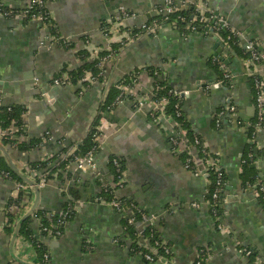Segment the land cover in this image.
<instances>
[{
  "label": "crops",
  "instance_id": "crops-1",
  "mask_svg": "<svg viewBox=\"0 0 264 264\" xmlns=\"http://www.w3.org/2000/svg\"><path fill=\"white\" fill-rule=\"evenodd\" d=\"M46 1L55 30L72 41L70 46L47 43L51 31L40 20L0 14V106L25 107L24 139L49 134L40 146L25 152L0 143L20 171L32 162L61 153L65 144L84 140L111 86L136 68L148 66L159 70L158 80L183 93L181 104L188 123L216 156L228 182L222 193L224 214L219 220L205 199L209 187L206 176L195 174L185 166L182 156L172 152L168 139L172 118L160 116L154 122L150 115L154 107L138 106L137 99H126L103 115L105 127L96 154L97 167L79 170L70 166L69 174L65 169L62 177H52L40 186L37 206L25 218H30V228L48 246L50 264H161L132 253L134 246L124 223L130 213L97 200L103 184L116 181L109 164L112 157L119 158L124 167V185L116 190V196L132 200L157 216L156 233L171 248L169 264H194L203 247L210 253L208 264H264V205L254 186L245 185L243 173L244 159L253 145L255 156L250 167L258 175V182L264 184V128L250 138L255 94L253 67L244 46L254 42L258 50L264 49V0H206L240 33L236 47L201 32L184 36L173 24H164L155 35L133 38L131 32L155 17L157 6L166 0ZM177 1L191 4L196 0ZM6 3L23 9L27 0ZM121 7L138 16L120 22L121 30L108 41L103 27L114 23ZM113 43L122 45L118 55L103 64V81L93 80L87 72L89 85L53 84L57 77L84 64L80 52L95 56L94 49L104 50ZM225 73L231 75V85L220 81L214 85ZM138 79L141 87L137 92L151 94L154 77L143 71ZM229 103L236 106L237 118L217 127L214 115ZM0 152L9 166L8 158ZM17 184L14 179L0 176V264H40L37 249L24 235L18 232L12 243L16 225L35 203L32 189L28 207L20 212L14 229L10 231L6 225L11 200L18 196ZM72 187L80 190L74 218L62 236L43 234L41 220L33 214L37 209L48 215L62 213ZM194 201L198 207L191 205ZM11 212L17 213L16 207ZM219 222L222 228H218ZM86 243L92 250L84 249ZM242 247L253 249L255 259L248 257Z\"/></svg>",
  "mask_w": 264,
  "mask_h": 264
},
{
  "label": "built area",
  "instance_id": "built-area-1",
  "mask_svg": "<svg viewBox=\"0 0 264 264\" xmlns=\"http://www.w3.org/2000/svg\"><path fill=\"white\" fill-rule=\"evenodd\" d=\"M185 1H177V0H166L164 4L157 6V15L156 16H162V20L158 18H153L152 20H146L142 22L139 25V28L135 29L131 32L133 35V38L135 36H139L142 34H150L155 35L157 34L162 26L164 24H173V19L171 18V13L175 11H180L185 6ZM0 14L6 17H12L15 15H22L30 20H40L46 27L50 28V35L48 36L47 43H57L63 46H67L72 41L66 37H64L62 34L57 32V30L54 31V23H53V17L51 13L49 12L47 8V1L46 0H27V4L23 9H16L14 7H10L6 0H0ZM138 14L135 11L127 10L124 7H121L119 9V15L114 21V23L109 24L108 27H103V33L105 35L106 40L109 41V39L114 35V32L121 30V26H119L120 22H122L124 19L129 18H137ZM155 16V17H156ZM175 20L182 22V34L184 36H187L185 34V31L190 32H200L199 26L200 24L204 25V32H201L206 35L213 34L214 36L219 37V32L226 30L229 31L228 39H230L232 36H237L240 41V33L235 30L229 22L226 20V18L217 13L213 8H211L206 0H196L192 3V13L189 17L178 14V16L175 18ZM123 44L124 41L122 40ZM128 42V40H125V44ZM45 43V42H44ZM106 50L110 51L108 54L100 56L99 57V65L103 69V64L113 56H115L112 52L111 44L106 45ZM246 51L249 53L248 57L250 58V61L252 63V75L254 76V90H255V116L256 119L254 121V132H253V138L255 137V134L258 130L264 128V49L262 51L258 50L256 44L254 42H246L244 44ZM101 49L96 48L93 50V55H99ZM143 70L141 72H138L137 76L133 79V82L131 84L128 83H122L121 84V94L117 98V104L122 103L124 100L122 96L124 95H131L132 99H137L136 104L138 106L148 105L153 110L150 112V115L154 122H157L160 118V116H168L169 118H172L173 127L171 128L170 132H168V139L172 148V152L179 156V154L186 152V161L184 162L185 166L193 171L195 174H202L206 176V179L208 183L210 182L209 179V172L211 170L216 171L217 173V179H216V185L217 187L214 189V191L211 194V198L215 201L218 199L220 192L222 191V187L224 186V180H223V174L222 169L219 165V161L216 157H210L208 154V148L203 145L201 140L198 137H195L193 140V145L191 146L188 144V139L186 136V130H184L176 121L175 119L167 114L166 112V106L169 103V98L166 96L163 97H155L156 91L158 90L157 86L153 85V91L149 95H142L140 91L137 92L138 86L141 87L139 83V74L143 71H146L147 69L145 67H139ZM104 72V71H103ZM259 74V75H258ZM226 78L231 79V75L229 73L225 74ZM93 80H96L94 77H92ZM70 78L68 75H64L62 77H57L54 79L53 84L59 85V84H70ZM219 81L214 83V85H218ZM169 92L176 93V95L182 96V92L177 91L175 88L169 89ZM139 94V95H138ZM141 95V96H140ZM137 96H140L137 98ZM176 110V116H179L181 111L183 110L182 107L179 106V104L175 105ZM238 110L234 104H227L225 106H222L219 108V110L215 113L214 119L216 126H221L224 122H230L237 118ZM104 119H101L99 125L95 127V129L92 131V141L95 143L93 148L89 150L87 153L83 155H73V160H71L66 168L70 169L69 167L72 166L75 169L79 170H87L88 168L95 169L97 167L96 162V154L97 148H100V144L103 137V131L105 127ZM161 126V125H160ZM19 127H12L8 130L0 131L1 135L5 134H12L13 132L19 130ZM23 131L25 128L22 129ZM0 135V136H1ZM49 134H45L43 137V140L48 139ZM73 152V148L70 149V153ZM197 153L202 154V158H198ZM114 165H116L119 168V158L114 157L113 159ZM195 164V165H194ZM200 164L202 166H200ZM195 166V167H194ZM122 172V171H121ZM5 175H8V173H4L0 171V176L5 177ZM17 190L21 187H25V185L17 182ZM45 182L42 181L38 185L41 186ZM124 183V180L122 178V173L119 176V179L115 181L113 184H103L102 188H108V186H120L122 187ZM259 189L256 190V194L259 195V190H264V185L259 181L258 182ZM207 192L205 194V199L210 203V207L214 208L216 205L214 202H211L210 199L207 198ZM98 201H104L102 199V196H98ZM110 203L112 206L116 208V210L120 212H128L130 213L129 222L134 223L135 216L133 215L134 210L138 209L139 215H140V221L137 224V235L140 237L139 246L144 248H150L149 251H138L137 253L141 254L143 258H145L148 262H160L161 264H169V259L171 258V248L167 245V243L163 240H155L154 245L150 246L148 244L149 238L151 239L154 237L155 232V222L157 220V216L154 214H149L147 211H142L140 207L137 205L136 202L131 201L126 202L122 200L119 197H116V199H112L111 201H105ZM193 207H198L199 203L194 201L191 203ZM75 209H77V206L75 205ZM47 214V213H46ZM66 213H60L56 216L59 218L54 221L52 219V216L55 215H46L49 219V225L44 227V230L48 232V235L51 237H57L56 235H51L53 233V228H56V224H60L63 222V219L66 217ZM216 219L221 218V216L215 215ZM141 225V226H140ZM223 224L221 222L218 223V228H222ZM148 232V233H147ZM57 235H60V231H56ZM157 248H160L163 251V254L157 253ZM208 252L207 248L203 247L198 250L196 259L194 261V264H208V260L210 258V255L205 253ZM243 252L246 255H249L251 253L248 249H243ZM157 253V254H155ZM157 257V259H156ZM51 257L50 253H45L44 258L42 261H40V264H50Z\"/></svg>",
  "mask_w": 264,
  "mask_h": 264
},
{
  "label": "trees",
  "instance_id": "trees-1",
  "mask_svg": "<svg viewBox=\"0 0 264 264\" xmlns=\"http://www.w3.org/2000/svg\"><path fill=\"white\" fill-rule=\"evenodd\" d=\"M192 13V3H186L185 6L183 7L182 10L180 11H175L173 13H171V18L173 19V25H175L179 30H182V22L175 20V18L178 16V14L184 15L189 17ZM153 18H158L160 20H162V16H156ZM153 18L149 19L152 20ZM109 24L106 23L104 25V27H108ZM199 31L200 32H204V28L205 26L200 24L199 26ZM55 31V28H54ZM190 33V31H185V34L188 35ZM219 34V38L224 42V44L228 47H236V45L239 44V38L237 36H232L230 39H228V35H229V31L223 30L221 32L218 33ZM123 44V42H121ZM119 43H113V45L111 44V48L113 49L112 52L114 55H118L119 50H120V45ZM71 43L69 45H67L66 47L70 46ZM113 46V47H112ZM122 47V46H121ZM110 51L104 49L101 50L99 55H95L92 56V54L90 52H80L82 56V58L85 60L84 64L78 69V70H73L70 71L69 74H67L70 78V82L71 83H78L81 82L84 85H89V80L86 78V74L87 72L91 73V76L94 77L97 81H103L104 78V72L102 67L99 65V57L108 54ZM247 54L249 55V53L247 52ZM145 68L147 69L146 71L151 74V76L154 77V84L157 86L158 90L156 91V95L155 97H163L166 96L169 98V103L166 106V112L167 114H169L170 116H172L175 121L184 129L186 130V136L188 139V144H190L191 146L193 145V140L195 137H198L201 142L203 143L202 139L200 138V136L196 133V131L191 127L190 123H188L187 120V116L184 112V110L181 111L179 116H176V110H175V105L179 104L180 107H182L181 101L182 98L179 95H176V93H170L169 89H172L173 87L170 86L166 81H162V80H158L157 76L159 73V70H156L155 68H150L148 66H145ZM143 69L142 68H136L134 71H132V73H129L126 77H124L120 82H118L116 85H112L110 90L108 91L107 96L105 97L102 105L100 106V114L98 115L97 119L95 120V122L93 123L87 137L82 140L81 142H70L69 144H65L62 146V150L61 153L59 154H51L46 156L45 158H42L38 161L32 162L29 165H27V167H24L23 173L25 175H32L34 177V180L36 181V183H41L42 181L47 182L49 181L52 177L56 176L57 174H59V176H61V172L62 170H69L68 174L71 172L70 169H67L66 166L67 164L73 160V155H83L85 153H87L89 150H91L93 148V146L95 145V143L92 141V131L95 129V127L97 125H99L101 119L103 118V115L105 113V111L111 110L113 109L117 104V98L118 96L121 94V84L122 83H128L131 84L133 82V79L137 76L138 72H141ZM226 74V73H225ZM259 75V74H258ZM253 76V83H254V76ZM218 81L224 83L225 85H231V79L226 78L224 74H222L220 76V78L217 79ZM264 80V77H263ZM254 88V86H253ZM254 94H255V90H254ZM123 99H131V95L127 94L122 96ZM26 111L25 107L23 106H19V105H15V104H9V105H1L0 106V131L3 130H8L12 127H19L20 129L13 132L12 134H5V135H1L0 136V143H2L5 146H12L14 148H16L17 150L21 151V152H25L28 150L33 149L34 147L40 146L42 141H43V137L40 138H34V139H24L23 136H26V130H22L23 128H25V122L23 120V115L24 112ZM256 119V116L254 117V119L252 120L251 123V128L249 130V135L250 138H253V132H254V121ZM204 145V143H203ZM73 148V152L70 153V149ZM99 148L96 149V151H98ZM208 154L210 157H214L209 151ZM249 154H251L250 158H249ZM186 152H183L181 154H179V156H182V158L184 159V162L186 161ZM198 158H202V154L197 153ZM255 154H254V146L250 145L248 152L246 154V158L244 159V164H243V173H244V178H246L245 180V185H249V186H254L255 189H259L258 186V175L255 174L254 169H252L250 167V163L252 162V159L254 158ZM216 157V156H215ZM114 157H112L109 161L110 166L112 167L113 171H114V175H115V180L117 181L119 179L120 174L122 173L121 171H123V162L119 159V168L114 165L113 163V159ZM195 165V164H194ZM195 167V166H194ZM0 171L4 172V173H8V175H5L4 178L7 179H14L17 182L25 185V187H21L18 189V196L13 198L11 200V207L9 206V213H8V219L6 222L7 227L9 228L10 231H12L15 227V221L18 219V217L20 216V212H22L23 210H25L28 207V199L31 197V189L17 174H15L14 172L11 171V169L9 168L8 164L5 161V158L3 157V155L0 152ZM222 174H223V180H224V186L222 187V191L219 194L218 199H216L215 201L211 198V194L214 191V189L217 187L216 185V179H217V173L214 170H211L209 172V179L210 182L208 183L209 187H208V192H207V198L211 200V202H214L216 205L214 206V208H211V211L214 215V217H216L215 215L218 216H223L224 214V209H223V198H222V193L225 190V187L227 185V178H226V174L224 172V170H221ZM62 177V176H61ZM124 185V183H123ZM264 185V184H263ZM120 186H108V188H102V191L100 192V196H102V199L104 201H111L112 199H116V190L119 189ZM80 196V190L77 187H72L70 188V201L65 205L63 213L67 212L66 217L63 219V222L60 224H56V228H53V233L51 235H56L57 237H60L63 235L64 231H65V226L74 218L75 214H76V209H75V204H76V200H78ZM258 197L260 198V201L263 203L264 205V190H259V195ZM122 200L126 201V202H131L132 200H127L125 198H121ZM16 207L17 209V213L13 214L11 212V208L12 207ZM139 209V208H138ZM138 209L134 210L133 215L135 216V221L134 223H130L129 222V217L130 215H128L127 217H124V223H125V227L126 230L129 234V237L132 239V244H133V249L131 250L132 253H137L138 251L142 250V251H149L150 248H144L139 246V244H137V224L140 221V215H139V211ZM141 209V208H140ZM142 211H145L143 209H141ZM46 212L37 209L35 211V213L33 214L34 217H38L41 220V232L43 234L48 235V232L44 230V227L49 225V219L46 216ZM59 217L58 216H52V219L54 221H56ZM29 220L30 218H27L26 220L23 221L20 229H19V233L24 235L29 241H31L32 245L37 249L38 252V257L39 260L42 261L44 258L45 253H49V249L48 246L41 242L37 236L34 234V232L32 231V229L29 226ZM59 230L60 231V235L56 234V231ZM148 233V232H147ZM162 240L159 235L156 233V230L154 232V237H152L151 239L149 238L148 240V244L150 246H153L154 241L155 240ZM168 246H170L167 243ZM240 246V244H239ZM92 246L90 244H84V249L87 250H92ZM243 249H248L251 251V253L248 255V257H251L252 259H255L256 257V253L253 249H251L250 247H242ZM157 253L158 254H163V251L160 248H157ZM155 253V254H157ZM208 254L210 255L209 251L205 253V255ZM145 259V258H144ZM157 259V257H156Z\"/></svg>",
  "mask_w": 264,
  "mask_h": 264
},
{
  "label": "water",
  "instance_id": "water-1",
  "mask_svg": "<svg viewBox=\"0 0 264 264\" xmlns=\"http://www.w3.org/2000/svg\"><path fill=\"white\" fill-rule=\"evenodd\" d=\"M212 36H214L213 34H211ZM218 41V40H217ZM222 47L223 45L220 44ZM0 149L4 152V154L6 155V157L8 158V162H9V166L11 168V170L17 174L18 176H20V178H22V180L27 183L32 190L35 193L36 196V200L35 203L33 205V207L29 210V212L24 216V218H22L18 224L15 227L13 236H12V243L14 244L17 237H18V232H19V228L21 226V223L25 220V218L27 216H29L30 214L33 213V211L35 210L37 203H38V197H39V191H40V186L38 185V183H36V181L34 179L29 178L27 175H25L22 171H20V169L18 168V166L13 162V160L11 159V157L9 156L8 152L4 149L3 146L0 145Z\"/></svg>",
  "mask_w": 264,
  "mask_h": 264
}]
</instances>
